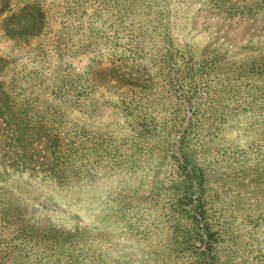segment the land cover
I'll return each mask as SVG.
<instances>
[{"label":"rangeland","instance_id":"rangeland-1","mask_svg":"<svg viewBox=\"0 0 264 264\" xmlns=\"http://www.w3.org/2000/svg\"><path fill=\"white\" fill-rule=\"evenodd\" d=\"M194 191L264 264V0H0V264H195Z\"/></svg>","mask_w":264,"mask_h":264},{"label":"trees","instance_id":"trees-1","mask_svg":"<svg viewBox=\"0 0 264 264\" xmlns=\"http://www.w3.org/2000/svg\"><path fill=\"white\" fill-rule=\"evenodd\" d=\"M7 6V5H6ZM35 7L30 8L29 6H27L24 9L19 10L20 13L19 14H14L11 18L13 17H28L27 19H32V24L27 25L25 24L24 27L21 28L20 33L22 34V37L25 36H33L34 34H40L42 32V27L44 24L43 19L41 18L39 11H37L36 13H34ZM26 15V16H25ZM17 18V19H18ZM20 21V20H19ZM37 27V28H36ZM181 127L176 126L175 129V133L180 129ZM188 129H186L187 132ZM183 134V137L179 139V148H178V152L176 156V162L178 163V167L184 171L188 170L187 169V164L188 161L185 158L183 152H184V140L186 137V133L185 132H180ZM187 163V164H186ZM187 172V171H186ZM187 177H188V181L191 182L192 184H194L195 182L199 183V179L196 176L194 170L192 169L191 171L187 172ZM203 195V193L200 194L199 191H194L192 193H190L189 195L186 196V199H189L187 204H190V207L187 208H181V211L179 210L178 212L180 214H188V215H184V217L187 218V220H191L192 225L194 226L195 229V233H193V235L191 237H183V242H184V246L186 247V249L190 252L195 254V264H207L210 260H212V251H213V242L214 239H212L213 234L211 233V230L207 228V226L204 228L203 227V223H207L205 221V213L202 210V203L199 202L198 204H193L194 202H196V200H198L197 196ZM196 197L195 200H193ZM183 206V204H182ZM182 210H184V212H182ZM187 210V212L185 211ZM189 234H191V232H188L187 236H189ZM193 241L195 242L194 245H191L189 242ZM201 243H203L201 245ZM202 248V249H201Z\"/></svg>","mask_w":264,"mask_h":264}]
</instances>
